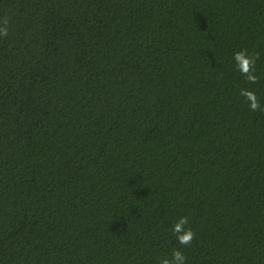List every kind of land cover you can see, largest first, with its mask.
I'll return each mask as SVG.
<instances>
[{
	"label": "trees",
	"instance_id": "obj_1",
	"mask_svg": "<svg viewBox=\"0 0 264 264\" xmlns=\"http://www.w3.org/2000/svg\"><path fill=\"white\" fill-rule=\"evenodd\" d=\"M0 29V264L169 258V0H0ZM175 250L264 264V0H170Z\"/></svg>",
	"mask_w": 264,
	"mask_h": 264
},
{
	"label": "clouds",
	"instance_id": "obj_2",
	"mask_svg": "<svg viewBox=\"0 0 264 264\" xmlns=\"http://www.w3.org/2000/svg\"><path fill=\"white\" fill-rule=\"evenodd\" d=\"M6 30L0 29V33H4ZM233 61L246 79L250 83H256L258 77L254 72L255 59L247 54L246 50H241L234 53ZM248 102V107L252 111H256L261 107L257 95L254 91L243 89L240 93ZM189 221L186 216H180L176 223L172 226V232L175 234L176 239L180 245H188L192 242L194 233L187 227ZM160 264H185V256L179 250H175L172 254V258H163Z\"/></svg>",
	"mask_w": 264,
	"mask_h": 264
}]
</instances>
